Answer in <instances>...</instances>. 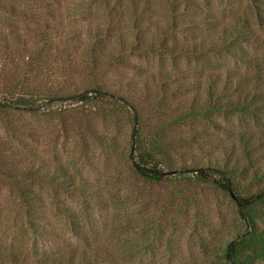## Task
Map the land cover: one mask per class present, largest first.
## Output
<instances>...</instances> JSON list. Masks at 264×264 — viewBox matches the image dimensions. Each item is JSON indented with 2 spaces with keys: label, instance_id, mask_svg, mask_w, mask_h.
<instances>
[{
  "label": "rangeland",
  "instance_id": "374dc122",
  "mask_svg": "<svg viewBox=\"0 0 264 264\" xmlns=\"http://www.w3.org/2000/svg\"><path fill=\"white\" fill-rule=\"evenodd\" d=\"M0 1L14 2L26 12L16 16L0 10V247L32 252L34 238L22 230L26 225L21 191L33 188L38 199L35 210L46 215L49 227L58 234L54 241L38 240L45 250L85 248L99 240L115 252L117 264H223L225 244L246 231L234 200L212 182L199 180V171L170 173L160 183L144 181L133 172L128 158L138 124L135 115L152 129L177 120L194 99V67H200L199 62L132 51L128 55L132 68L116 61L89 73L93 37L87 29L109 20L104 8L97 9L91 21L57 23L32 1ZM212 1L225 4L226 0ZM153 2V20L168 27L171 14L165 0ZM124 15L122 30L130 39L131 8ZM75 29L82 31L83 43L68 46ZM193 36L191 30L179 32L181 40ZM107 48L103 60L121 51L116 37ZM160 70L172 75L170 86H184L162 101L160 83L167 78H158ZM179 70L183 73L178 76ZM102 81L127 96L136 109L79 99L81 92ZM15 92L28 96L26 108L16 107ZM218 119L225 128L255 123L238 116ZM163 134L173 141L168 153L179 171L184 164L194 167L201 160L223 164L233 150L235 155L243 152L240 143L234 148L226 133L192 117L167 125ZM187 140L191 142H182ZM34 157L48 163L51 173L61 165L69 178L65 187L73 181L84 192L57 187L45 178L32 181ZM59 205L78 218L85 238L76 235L71 222L59 214Z\"/></svg>",
  "mask_w": 264,
  "mask_h": 264
},
{
  "label": "trees",
  "instance_id": "16d2710c",
  "mask_svg": "<svg viewBox=\"0 0 264 264\" xmlns=\"http://www.w3.org/2000/svg\"><path fill=\"white\" fill-rule=\"evenodd\" d=\"M20 1H32V5L46 11L48 20L57 23L72 20L91 21L97 9H105L109 20L99 27L90 25L87 29L93 37L89 73L95 74L99 65L105 63L109 65L116 61L124 67L132 68L133 64L128 60V55L132 51L139 56L160 53L167 54L174 60L190 58L199 62L200 67H194V99L177 120L165 122L158 129H152L139 114L135 115L134 121L138 124L132 132L129 165L136 176L150 183H160L167 179L170 173L199 171L197 174L199 180L212 182L216 189L234 200L246 227L245 232L234 236L221 250L223 264H263L264 0H247V3L246 0H226L225 4L212 0H206L205 3L201 0H165L171 14V24L168 27L160 26L153 20L155 14L153 0ZM127 7L132 10V16L129 18L132 25L130 39L122 30L124 11ZM0 10L16 16L26 15L25 10H19L14 2L0 1ZM33 13L32 15H35ZM190 30L194 33L192 39L179 38V32ZM81 33L80 29L73 30L72 43L69 42L68 46L82 44L84 35ZM113 35L121 45V51L110 56L108 60H103L102 57L109 49L107 45H113L115 39ZM36 56L40 57L39 51ZM158 73V78L163 76L167 78L166 81L162 79L160 83L161 101L167 95H177L176 91L184 87L181 84L170 86L169 80L172 75L163 73L162 70ZM182 73L180 71L178 76ZM94 83L96 86L79 94L80 100L95 103L106 100L108 104L114 105L115 109L119 106L123 109L132 105L128 102L127 96L117 93L108 82ZM13 96L16 107L26 108L29 104L28 96L25 94L15 92ZM219 116L225 119L238 116L255 123L246 124L241 129L225 128L219 121ZM191 117L226 133L234 140V148L240 143L243 152L235 155L233 150L229 160L223 164L201 160L194 167H187L184 164L183 169L179 171L169 158L168 145L173 141L166 139L163 130L169 124H176ZM197 139L194 134V144H198ZM233 157L236 158L235 162L231 160ZM31 161L29 176L32 181H41L45 178L50 180L52 185L65 187L67 182L64 181L69 178L61 165L51 173L49 169L51 166L48 163L38 162L36 157ZM37 164L39 166L36 167ZM65 189L84 192L73 181ZM21 194L22 213L26 225V228L23 225L22 230L25 229L34 238L33 249L30 252L25 247H22L23 249L11 247L4 251L0 247V264H117L115 252L99 240L90 242L85 248L76 246L59 250L42 248L38 240L54 241L58 234L49 227L51 225L47 222L46 215L35 210L38 199L33 188L22 190ZM57 210L71 222L75 234L85 238L86 232L71 210L61 208L60 205L57 206Z\"/></svg>",
  "mask_w": 264,
  "mask_h": 264
}]
</instances>
